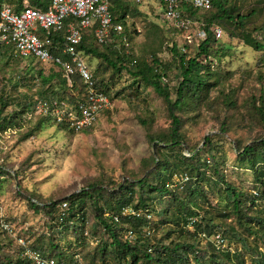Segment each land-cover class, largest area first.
<instances>
[{"label": "rangeland", "instance_id": "obj_1", "mask_svg": "<svg viewBox=\"0 0 264 264\" xmlns=\"http://www.w3.org/2000/svg\"><path fill=\"white\" fill-rule=\"evenodd\" d=\"M14 1L5 0L11 5ZM127 5L129 11L125 34L103 46L91 42L92 47L105 52L119 67L116 55L109 53L110 48L114 49L124 69L116 73L105 62L87 57L88 64L107 90L111 103V107L99 117L96 124L88 131L75 133L49 122L38 128L37 121H17L5 133L0 132V213L8 219L13 231L24 237L28 246L47 248L50 240L45 235L48 225L44 218L29 209V198L61 200L81 190L96 187L105 191L100 190L104 198L111 200L115 193H120L119 184L140 179L147 167L151 166L152 157H156L140 121L145 122L152 134L161 137L168 133L170 118L162 97L138 79L132 78L128 69L131 68L130 60L148 63L153 55L168 64L166 85L174 100L179 75L169 49L174 41L180 50L184 40L159 18L161 9L158 0H142L139 5L128 1ZM226 6L246 16V32L262 49L255 51L246 46L240 31L230 34L225 26L217 23L223 32L213 45V50L221 52L222 49L226 56L202 62L203 66H210V72L215 75L211 82L215 80V85L202 96V100L188 99L175 114L181 122L179 132L185 143V151L199 152L200 163L206 164V167L200 168L204 177L197 185L200 193L191 198L192 205L198 208L199 214L211 217L214 224L222 227L217 231L224 235L226 243L235 251L240 250L241 246L232 239L229 227L241 234L246 232L238 227L231 200L227 198L218 176L241 192L244 200L248 198L246 208L253 202L257 209L264 212V164L259 165L258 168L262 167L260 172L252 170L249 165L241 163L237 152L264 140V0H227ZM252 11L254 13L247 16ZM204 15L198 13L194 19L203 23ZM200 42L202 40H194L192 45H187V57H193ZM51 67L0 52V97L10 103L1 113L0 122L3 117L11 120L14 113L19 111V104L39 99L42 86L38 80L34 82L31 76H36L39 70L43 75L55 72ZM259 110L263 111V115ZM206 138L212 143L209 148L205 146ZM184 149L164 153L170 156L171 161H176L173 156L183 153ZM215 168L219 170L218 176L214 173ZM178 175L172 176L173 182ZM253 191L260 192L261 196L253 199L256 197ZM186 194L185 190L177 193L181 200ZM149 196L155 201V213L151 221V227L155 229L151 244L158 241L164 245L170 242L193 244L199 254L189 252L183 264H197L195 256L200 258L202 264H215V260L209 259L212 255H217V261L221 262V256L211 245L193 235L195 227L189 225L181 229V225L174 223L171 217L172 210L170 214H162L167 206L166 199H161L157 193ZM247 212L253 215L250 209ZM100 229V226H95V222H90L83 230L84 239L80 240L81 243L70 246V252L78 250L82 264L117 263L113 248L109 245V236ZM70 235L66 233L59 236L53 232L52 238L60 241V247H63L65 240H71ZM137 235L134 237H141ZM77 236L78 233L74 237ZM247 244L253 247L261 246L262 243L251 237L247 238ZM103 245L107 250L101 254ZM11 251V238L0 229V263L12 259V264H15ZM244 252L245 264H250L254 253L252 250ZM126 263H129V257L121 264Z\"/></svg>", "mask_w": 264, "mask_h": 264}, {"label": "trees", "instance_id": "obj_2", "mask_svg": "<svg viewBox=\"0 0 264 264\" xmlns=\"http://www.w3.org/2000/svg\"><path fill=\"white\" fill-rule=\"evenodd\" d=\"M22 1L23 0H15L12 4L19 6L22 4ZM128 1L129 0H111L110 10L113 17V23H119L122 25L123 32L121 35L125 34L126 15H128L127 13L129 11L127 5ZM210 1L211 9L207 12L189 11V15L192 19H194V16L198 13L206 14L204 15L205 22H201V29L205 32V38L197 45L196 49L194 48L195 54L193 57H187L185 53L182 54L174 41L172 42V47L169 49L171 52L172 63H176L179 75L174 100L171 98L167 85L163 84L161 81V77H166L167 75L168 64L162 63L161 60L157 59L154 55L151 56V61L148 63H139L136 59L130 60L131 68L128 69L130 76L134 79H138L143 85L152 88L157 95L162 97L170 118L168 133L163 134L161 137L152 134L148 127H146L145 122L140 121V124L146 129V140L153 148V153L156 154V157H152L151 166L147 167L144 175L138 180L132 182L126 181L123 184H119L118 192L120 193H115L114 196L112 195L113 198H111V200L104 198L100 190L103 192L105 191L96 187L81 190L80 192L61 200H44L35 197L28 199V207L31 212L34 214H40L48 225V232L45 233L50 239L48 247L37 248L33 245L28 246L31 250L38 252L43 259H52L56 264H82L78 250L70 252V246L76 244L79 245L81 243L80 240L82 241V239H84V228L89 225L90 222H95V226H100V231L103 233L105 232V234L109 236L111 241L109 245L113 248L115 254L114 260L117 261L116 264H121L127 257H129V263L126 264H183L187 259L186 255L189 252L191 254H199L193 244L182 245L180 243L172 244V242H170L167 245H164L160 244V241L156 244L150 243L155 229L151 227L152 214L155 213V201L149 195L157 193L161 199H166L167 203L162 214L164 213L167 215L173 211L171 217L174 223L181 225V229H185L186 226H189L190 221L194 220L192 227H195L196 229L194 230L195 234L193 235H197L201 242L211 245L212 249L221 256V260L219 258L221 262L217 261V255H212L209 258L215 260V264H245L243 256L245 253L244 250H252L254 253L250 260V264H264V251L262 250L264 249V212L257 209L253 202L246 208L245 202L248 198L244 200V195L241 192L232 188L223 177L218 176L219 170L217 171L215 168L214 173L218 176V180L223 186L227 198L231 200L232 212L234 213L238 227L246 232V234H241L235 228L229 227L228 232L231 234L232 239H235L236 243L241 246L240 250L234 251L228 244L230 250L216 248L210 240L213 239V236L220 235L226 242L224 235L217 231L221 230L222 227L219 226V224H214L211 217L207 218L205 214H199L198 208L193 206L191 202V198L195 197L197 193H200L197 185L204 177V172H202L200 168L206 167V164L205 162L200 163V158L198 156L199 152L185 151L183 147L185 143L179 132L181 122L175 113L182 109V106L188 99L202 100V96L207 94L215 85V80L214 82H211L215 75L210 72V66H203L202 62H207L210 58L220 59L225 57L226 54L222 52V49L220 50L221 52H215L213 50V45L219 40L214 38L211 29L213 26H218L217 23H221L225 26V29L230 31V34L234 31L236 32V30L240 31L242 41L246 46L255 51H260L262 49V46L259 45L255 39L251 38V34L246 32L245 22L247 18L245 15L239 14V11L237 12L233 7H227V0ZM3 2L4 0H0V5ZM28 2L31 7L40 8L42 10H46L48 6L47 0H28ZM133 12H135V10H133ZM252 13H254V11L247 16H251ZM172 30L176 31L174 29ZM120 36L111 33L110 40L104 45H107L109 42L113 43L114 40L119 39ZM92 41L95 43L93 32L90 30L84 35L82 43L78 47V50L82 52L86 61L88 56H92L94 59L105 62L112 67L116 73H119L124 69L120 64L122 60L114 49L110 48L109 53L116 55L119 67L109 59V56L105 52H99L96 48L92 47ZM56 42H59L60 45L63 43L61 37L60 40L57 39ZM95 44L98 45L97 43ZM11 51V49L7 48L0 52H3V55L8 54L11 57L14 55ZM33 62L41 64L37 61ZM210 62L208 63L210 64ZM52 67L55 72L43 75L41 70H39L36 76H31L34 82L38 80L39 84L42 86V90L39 92V99L62 97L68 91L66 86L67 82L62 76L61 71L54 66ZM92 71L95 76L97 87L109 98L107 90L96 77L95 70L92 69ZM72 81L74 84L79 85L78 79H73ZM34 101L32 103H25L24 105L19 104V111L14 113L11 120L8 121L7 118L3 117L0 122V132L5 133L10 127L14 126L12 123H15L16 125L17 121H37L38 128L45 122L53 124L49 119L42 117L27 119V114L31 111ZM260 102L263 105L261 99ZM9 104L10 103L6 98L0 97V115ZM259 113L263 115V111L259 110ZM262 121L264 122V116ZM59 127L65 129L62 126ZM211 145V141L206 138L205 146L209 148ZM179 149L180 151L184 149V152L173 156L176 161H171L170 156L164 153L173 152L174 150ZM208 151L209 153L211 152L209 149ZM237 152L242 164L245 163L246 165H249L250 169L260 172L259 169H262V167H258L259 165L264 164V140L259 141V143L256 142L252 145L245 146ZM206 163H209V160H206ZM213 164L215 167L216 164ZM176 174H179L178 177L184 174L189 177L188 182L180 189L171 187L174 183L172 181V176ZM191 184H194V187H191ZM90 190H92V192ZM93 190H95L94 193ZM182 190H185L187 194L181 200L177 193ZM260 196L261 193L258 192L257 196L253 199H258ZM135 197L136 202H134ZM133 202L135 204H133ZM63 203H66L67 205L64 210L61 209ZM129 207L136 212H140V216H123V210ZM249 209L253 215H248L247 211ZM253 210L255 212H252ZM106 214H108L109 217H105ZM113 216L118 217L117 223L113 221ZM147 216H151V218L148 219ZM2 222L8 223L9 221L0 213V229L4 234L8 235L1 228ZM178 222L181 224H178ZM145 229L150 230L149 235H145ZM129 230H131L135 236L138 234L141 237H134L132 240H125L124 234ZM53 232H57L59 236H63L66 233L71 234V240L69 241L72 242L65 240L63 242L64 248L60 247L61 242L55 241L54 239L56 238H52ZM76 233H78L79 236L74 237ZM202 235L205 237L202 238ZM9 237L11 238L12 244L10 255L14 259L13 261L15 264H31L21 256L23 249L16 244L13 237ZM251 237L261 241V246L256 245L251 247L248 245L247 238ZM106 250L107 247L103 245L101 247V254H104V251ZM199 259L198 256H195V262L197 264H202L199 262ZM10 263L12 264V259L3 264Z\"/></svg>", "mask_w": 264, "mask_h": 264}, {"label": "built area", "instance_id": "obj_3", "mask_svg": "<svg viewBox=\"0 0 264 264\" xmlns=\"http://www.w3.org/2000/svg\"><path fill=\"white\" fill-rule=\"evenodd\" d=\"M139 5L142 0H129ZM46 10L31 7L26 0L19 6L4 2L0 5V51L11 49L12 53L22 60L31 59L43 65L54 66L61 71L67 82L68 91L62 97L36 99L27 114V119L42 117L49 119L57 126L66 130L80 133L91 128L103 112L111 107L109 98L96 85L92 69L87 64L78 47L83 37L90 30L93 32L95 43L104 45L110 40V34L120 36L123 27L113 23L111 0H47ZM161 13L159 18L169 27L178 32L184 40L180 51L185 53L187 45L194 40H203L205 32L201 23L192 19L189 11L207 12L211 9L210 0H158ZM216 40L222 37L218 26L211 29ZM61 40L60 45L56 40ZM79 80V85L73 83ZM163 84H167L165 77H161ZM189 177L184 174L171 185L182 188ZM257 196V192L253 191ZM66 203L61 209L66 208ZM123 216L139 217L131 207L122 212ZM105 217H109L108 214ZM148 219L151 216H147ZM118 222V217H112ZM194 220L190 221L192 227ZM1 228L11 237L23 251L21 256L31 264H56L52 259H43L41 255L31 250L23 236H18L12 227L1 223ZM145 235L150 230L145 229ZM205 236L202 235V238ZM125 240L134 239L131 230L124 234ZM216 248L226 249L227 243L220 235L210 240Z\"/></svg>", "mask_w": 264, "mask_h": 264}]
</instances>
